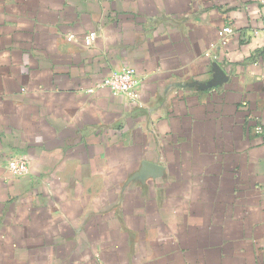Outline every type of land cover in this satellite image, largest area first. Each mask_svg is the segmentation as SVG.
Listing matches in <instances>:
<instances>
[{
  "label": "crops",
  "instance_id": "1",
  "mask_svg": "<svg viewBox=\"0 0 264 264\" xmlns=\"http://www.w3.org/2000/svg\"><path fill=\"white\" fill-rule=\"evenodd\" d=\"M263 23L264 0H0V264H264ZM125 67L136 100L102 85Z\"/></svg>",
  "mask_w": 264,
  "mask_h": 264
},
{
  "label": "built area",
  "instance_id": "2",
  "mask_svg": "<svg viewBox=\"0 0 264 264\" xmlns=\"http://www.w3.org/2000/svg\"><path fill=\"white\" fill-rule=\"evenodd\" d=\"M233 28L227 25L223 28L221 35L224 44L227 43ZM255 34L261 35L264 38V23L255 30ZM72 37H69L71 39ZM96 39V33L91 32L86 36L85 42L87 45L93 43ZM139 76L135 67H125L121 71L113 72L103 80L102 85L111 89L114 94L129 95L132 99L139 98ZM8 169L17 177L25 176L30 172V163L26 156L16 155L10 158L7 162Z\"/></svg>",
  "mask_w": 264,
  "mask_h": 264
}]
</instances>
